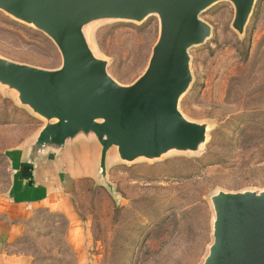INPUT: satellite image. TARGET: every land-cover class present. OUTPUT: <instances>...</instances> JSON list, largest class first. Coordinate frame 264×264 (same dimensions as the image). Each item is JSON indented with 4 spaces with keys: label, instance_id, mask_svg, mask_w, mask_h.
Segmentation results:
<instances>
[{
    "label": "rangeland",
    "instance_id": "rangeland-1",
    "mask_svg": "<svg viewBox=\"0 0 264 264\" xmlns=\"http://www.w3.org/2000/svg\"><path fill=\"white\" fill-rule=\"evenodd\" d=\"M233 18L227 1L205 9L200 19L210 37L188 51L192 79L178 110L206 127L198 150L124 162L112 149L104 181L71 174L69 191L43 204L8 207L2 199L13 175L7 153L32 140L45 121L0 85V248L6 254L0 264L203 262L212 241L210 197L264 190V0H255L241 35L231 28ZM83 33L108 75L127 86L147 67L159 20H98ZM0 57L46 70L62 63L46 35L2 11ZM61 163L57 171L75 166L70 158ZM82 164L94 162L86 157Z\"/></svg>",
    "mask_w": 264,
    "mask_h": 264
},
{
    "label": "water",
    "instance_id": "water-1",
    "mask_svg": "<svg viewBox=\"0 0 264 264\" xmlns=\"http://www.w3.org/2000/svg\"><path fill=\"white\" fill-rule=\"evenodd\" d=\"M221 1L232 4L231 28L241 35L255 0H0V11L46 35L62 60L46 70L0 57V85L45 121L22 146L25 156L11 180L19 174L31 182L40 164L57 171L62 159L94 152L96 178L104 181L112 149L124 162L198 150L206 127L183 117L178 103L192 79L188 51L211 33L200 14ZM151 15L158 17L159 35L147 67L121 85L93 55L83 28L98 20L140 23ZM210 203L212 241L201 264H264V190L218 191Z\"/></svg>",
    "mask_w": 264,
    "mask_h": 264
},
{
    "label": "crops",
    "instance_id": "crops-1",
    "mask_svg": "<svg viewBox=\"0 0 264 264\" xmlns=\"http://www.w3.org/2000/svg\"><path fill=\"white\" fill-rule=\"evenodd\" d=\"M24 156V148L22 147L17 151H10L7 153L9 165L11 164L12 166L9 168L12 174L18 172L20 162L23 161ZM86 157L89 158L90 162L96 161V155L94 152L80 157L77 156L75 157L76 163H73L75 166L71 171L65 170L57 172L56 169H53L50 166H41L40 164L36 167L31 182L23 180L18 174L14 180H10L7 190L2 194V199L6 202L8 207H30L32 205L46 203L52 196L67 193L70 189V182L74 180V176L71 174H77L75 176H78L80 179L90 178L95 180V164H90L89 166L82 164ZM7 215L9 216V214ZM0 255H6L1 248Z\"/></svg>",
    "mask_w": 264,
    "mask_h": 264
},
{
    "label": "trees",
    "instance_id": "trees-1",
    "mask_svg": "<svg viewBox=\"0 0 264 264\" xmlns=\"http://www.w3.org/2000/svg\"><path fill=\"white\" fill-rule=\"evenodd\" d=\"M66 222V221H65Z\"/></svg>",
    "mask_w": 264,
    "mask_h": 264
}]
</instances>
